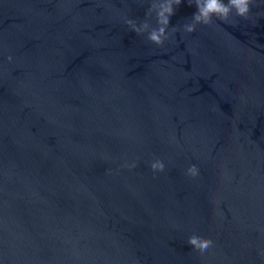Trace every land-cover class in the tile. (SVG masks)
<instances>
[{
    "label": "water",
    "instance_id": "1",
    "mask_svg": "<svg viewBox=\"0 0 264 264\" xmlns=\"http://www.w3.org/2000/svg\"><path fill=\"white\" fill-rule=\"evenodd\" d=\"M150 3L0 0V264H264V0Z\"/></svg>",
    "mask_w": 264,
    "mask_h": 264
},
{
    "label": "clouds",
    "instance_id": "2",
    "mask_svg": "<svg viewBox=\"0 0 264 264\" xmlns=\"http://www.w3.org/2000/svg\"><path fill=\"white\" fill-rule=\"evenodd\" d=\"M189 5L195 4L197 11L191 18V22L183 25L186 33H193L197 25H211L216 20L229 22L230 18L236 17L240 19H248L250 13V5L254 6V0H188ZM181 4V0H151L150 6L146 12V18L140 24L135 20L127 19L125 23L137 35L147 33V40L156 45L163 46L165 41L169 39V22L170 17L175 14V8ZM155 13L156 27H152L149 23L150 17ZM176 32V28L172 27V33ZM11 61L12 57L9 56ZM133 164L131 167H135ZM128 167V165H125ZM154 172H163L165 165L160 160H155L150 165ZM187 175L195 178L199 175V170L195 165L187 169ZM193 249L203 254L213 246L211 239L205 238L198 234H192L187 241Z\"/></svg>",
    "mask_w": 264,
    "mask_h": 264
}]
</instances>
